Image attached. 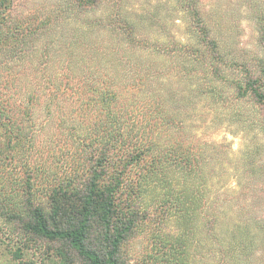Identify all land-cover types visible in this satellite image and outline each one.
<instances>
[{"label": "trees", "instance_id": "16d2710c", "mask_svg": "<svg viewBox=\"0 0 264 264\" xmlns=\"http://www.w3.org/2000/svg\"><path fill=\"white\" fill-rule=\"evenodd\" d=\"M105 3L67 6L93 14ZM13 10V0H0V243L12 244L16 258L30 252L62 264H131L128 244L157 225L154 238L182 260L191 241L202 243L211 262L231 264L236 229L223 233L224 206L215 194L224 180L212 172L230 166L233 152L226 138H206L224 98L216 54L207 63L192 50L201 78L190 80L183 68L187 78L175 88L169 64L130 61L143 56L139 50L157 57L173 50L138 49L143 41L125 15L114 28L102 15L95 21L131 46L111 48L105 59L96 40L60 47L64 40L51 20L12 16ZM261 76L230 88L234 100L255 103L254 140H264ZM204 103L211 111L189 112ZM169 224L174 244L162 237Z\"/></svg>", "mask_w": 264, "mask_h": 264}, {"label": "rangeland", "instance_id": "374dc122", "mask_svg": "<svg viewBox=\"0 0 264 264\" xmlns=\"http://www.w3.org/2000/svg\"><path fill=\"white\" fill-rule=\"evenodd\" d=\"M13 1L12 16L51 20V28H56L59 39L64 40L60 47L69 40L80 39L85 44L96 40L102 46L105 59L109 58L111 48L128 49L131 46L114 34L111 26L97 27L95 21L102 15L107 19L104 22L109 21L114 28L119 26V15H125L134 23L136 38L143 41L138 49L173 50L169 57H157L139 50L143 56H130V61L169 64L175 88L181 77L194 81L201 78L197 73L201 70L199 62H196L192 50H200L207 63L211 62V55L216 54L215 63L223 73L220 78L223 81L217 89L224 98L218 111L221 118L214 126L211 124L213 127L206 133V138L216 141L226 138L233 152L230 166L212 172L224 180L222 189L215 194L224 206L223 233L227 237L231 226L236 229L237 251L231 264H264V152L260 154V150L257 152L256 147H251L252 143L247 141L243 130L246 128L253 143L264 144V140L252 137L251 129L258 119L255 103L251 99L234 100L235 92L230 89L236 81L250 75L262 74L264 78V0H104L105 5L93 14L87 12L89 8L83 12L80 8L76 12L68 8L67 4L74 0ZM182 48L186 50L181 51ZM183 68L187 69V77L182 73ZM209 111L211 106L208 103L189 109L191 114ZM37 117L39 122L42 121L41 112ZM247 152L251 153L248 167L244 161ZM170 225L161 230L162 237L167 243L174 244L176 236ZM156 229L157 225H148L128 244L131 264H216L205 256L202 243L195 247L189 242L185 261L168 252L169 249H165L168 245L154 238ZM246 229L249 230L247 236ZM13 252L12 244L1 242L0 264H62L61 259L54 256L43 258L28 252L25 257L16 258Z\"/></svg>", "mask_w": 264, "mask_h": 264}]
</instances>
